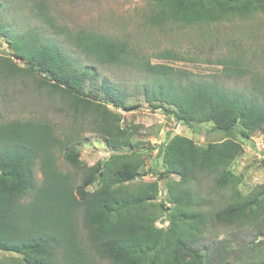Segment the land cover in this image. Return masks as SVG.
Returning a JSON list of instances; mask_svg holds the SVG:
<instances>
[{
  "label": "trees",
  "instance_id": "1",
  "mask_svg": "<svg viewBox=\"0 0 264 264\" xmlns=\"http://www.w3.org/2000/svg\"><path fill=\"white\" fill-rule=\"evenodd\" d=\"M150 2L146 21L157 28L221 24L264 14V0ZM36 7L40 20L63 35L79 57L142 71L143 82L134 90L151 109H163L189 129L212 124L214 131H235L246 141L264 135V78H254L248 92L217 81H193L176 67L140 58L127 41L61 27L43 2ZM3 16L0 4V39L17 62L0 60V84L29 76L39 89L66 104L75 124L89 125L112 149L133 148L132 135L121 129L120 114L111 110L139 108L128 104L132 91L112 83L95 66L84 65L46 31L16 30ZM158 57L182 60L170 51ZM231 71L244 75L240 67L226 68L228 78ZM100 93L106 101L98 100ZM87 141L82 134L63 138L46 121L0 123V251L15 255L1 258L0 264H98L93 257L108 264H264V184L241 194V178L231 170L242 153L240 143L227 139L201 147L178 137L160 151L165 167L161 177H178L167 184L174 209L168 216L170 232L163 234L154 226L157 214L145 209L158 196V182L132 184L144 160L88 166L80 150ZM59 156L81 177L62 171ZM37 166L43 176L40 184ZM100 180L102 185L90 190ZM209 184L228 197L221 208H210L201 195ZM210 225L226 228L235 239L229 236L206 246Z\"/></svg>",
  "mask_w": 264,
  "mask_h": 264
},
{
  "label": "rangeland",
  "instance_id": "2",
  "mask_svg": "<svg viewBox=\"0 0 264 264\" xmlns=\"http://www.w3.org/2000/svg\"><path fill=\"white\" fill-rule=\"evenodd\" d=\"M151 0H0L3 17L13 24L16 30L38 28L48 33L49 38L64 44V49L74 55L84 65L95 66L102 76L112 83L127 86L133 93L128 104L139 108L131 110L111 109L120 114V126L123 132L132 135L133 148L119 147L112 149L105 138L89 129L87 124H75L67 111L66 104L55 96L38 88L34 80L25 76L0 84V123L15 119L46 121L54 126L61 137L70 134H82L88 141L81 146V161L92 166L97 162H123L128 159H143L144 165L137 179L132 184L158 182L157 198L145 205L149 212L158 216L156 226L161 233L170 232L169 214L174 209L168 201L167 184L172 175L162 178L165 167L160 154L175 138L184 137L201 147L210 143H219L227 139L235 140L243 147L241 155L235 160L232 172L241 178L239 190L242 195L250 194L258 185L264 184V135H256L252 141H246L239 133L214 131L212 124H202L189 129L168 115L163 109L153 110L142 96L135 93V87L141 84L144 73L133 68L105 67L79 57L65 41L63 35H56L37 14L36 5L43 2L57 25L72 31L87 30L107 35L113 39L127 41L137 56L151 61L152 64H164L186 72L193 81H217L226 88L250 91L254 78H264V14H255L245 19H234L221 24L202 26H183L170 24L163 27L149 26L146 16L149 13ZM170 51L182 57V60L169 61L160 59L159 54ZM12 59V51L4 38L0 39V60ZM17 62V61H16ZM19 63H16L18 65ZM19 66V65H18ZM22 66V64H21ZM239 68L244 71L240 77L231 71V78L225 69ZM15 75V74H14ZM89 87L86 86L85 90ZM96 92L97 89H94ZM98 100L106 101L100 93ZM58 165L67 173H73L77 179L80 173L75 172L59 156ZM37 182L42 181V172L36 167ZM103 180L90 190H96ZM201 194L207 198V204L215 208L224 206L228 197L214 190L210 184ZM210 203V204H209ZM208 209V207H207ZM206 246L223 242L234 233L226 228L209 226ZM169 235V234H168ZM234 248L238 247L233 242ZM15 256L0 251V259ZM94 255L92 254L91 257ZM234 257V256H230ZM98 264H108L93 257Z\"/></svg>",
  "mask_w": 264,
  "mask_h": 264
}]
</instances>
